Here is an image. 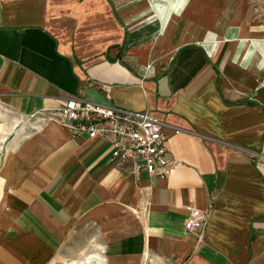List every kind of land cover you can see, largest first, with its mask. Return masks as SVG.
Instances as JSON below:
<instances>
[{
  "label": "crops",
  "instance_id": "obj_1",
  "mask_svg": "<svg viewBox=\"0 0 264 264\" xmlns=\"http://www.w3.org/2000/svg\"><path fill=\"white\" fill-rule=\"evenodd\" d=\"M70 98L148 112L167 176L50 117ZM263 138L264 0H0V264H264Z\"/></svg>",
  "mask_w": 264,
  "mask_h": 264
},
{
  "label": "built area",
  "instance_id": "obj_2",
  "mask_svg": "<svg viewBox=\"0 0 264 264\" xmlns=\"http://www.w3.org/2000/svg\"><path fill=\"white\" fill-rule=\"evenodd\" d=\"M49 115L72 132L105 141L110 146L111 160L119 164L129 161L131 174L136 175L143 170L160 179L167 176L169 168L164 159L166 137L160 123L148 112H129L70 98ZM185 212V231L200 234L206 213L192 206L185 207Z\"/></svg>",
  "mask_w": 264,
  "mask_h": 264
},
{
  "label": "rangeland",
  "instance_id": "obj_3",
  "mask_svg": "<svg viewBox=\"0 0 264 264\" xmlns=\"http://www.w3.org/2000/svg\"><path fill=\"white\" fill-rule=\"evenodd\" d=\"M258 161H259V164L262 167H264V138H263V141H262V147H261V149L259 151V154H258ZM86 248H85V251L80 256L76 257L74 260H70V261H67V262H64V263H60V264H85L87 262V259L92 257V256H90V257L86 258L87 256L99 253V251H97L94 248L90 247V245H87ZM93 256L100 258V261H101L100 263L104 264L102 256H100L99 254L98 255H93ZM84 258H86V259L84 260ZM90 262H95V260L94 259H90Z\"/></svg>",
  "mask_w": 264,
  "mask_h": 264
},
{
  "label": "bare ground",
  "instance_id": "obj_4",
  "mask_svg": "<svg viewBox=\"0 0 264 264\" xmlns=\"http://www.w3.org/2000/svg\"><path fill=\"white\" fill-rule=\"evenodd\" d=\"M90 259H94L95 262H90ZM100 258L92 256L91 258L87 259V262L85 264H101Z\"/></svg>",
  "mask_w": 264,
  "mask_h": 264
}]
</instances>
